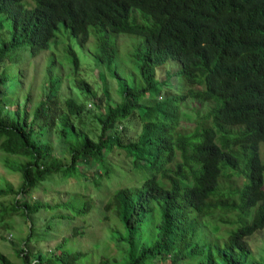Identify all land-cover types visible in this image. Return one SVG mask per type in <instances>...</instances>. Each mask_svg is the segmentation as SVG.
<instances>
[{
	"label": "trees",
	"instance_id": "16d2710c",
	"mask_svg": "<svg viewBox=\"0 0 264 264\" xmlns=\"http://www.w3.org/2000/svg\"><path fill=\"white\" fill-rule=\"evenodd\" d=\"M0 15L12 25L11 41L0 45V153L8 172L21 176L17 188L0 183V197L13 196L10 212L31 221L30 234L20 245L12 243L11 256L0 252V264H78L86 255L69 248L68 240L48 254L28 247L30 215L51 208L30 203L29 196L55 174L79 179L80 165L110 174L105 163L112 153L123 154L128 170L141 176L108 197L105 210L119 226L109 231L119 256L98 264H264V255L255 260L248 244L264 229V0H0ZM60 24L81 45L93 29L94 58L110 70L118 51L109 33L144 42L132 54L139 84L128 85L112 71L120 92L114 106L105 86L96 99L80 75L76 52L67 47L75 88L96 109L89 128L83 120L88 102L68 97L59 103L54 60L45 98L32 109L8 108L20 97L30 100L19 94V64L7 61L12 51L25 46L32 58L41 55ZM170 61L178 64L174 74L182 80L176 93L168 72L166 79L156 77ZM145 98L152 103L145 105ZM187 100L196 102L190 109L195 123H182ZM130 122L140 126L134 137L126 134ZM50 129L62 149L42 138ZM91 181L98 186V174ZM73 200L72 207L64 206L75 216L91 207ZM218 214L234 215L228 223L235 228L224 238H209L204 219Z\"/></svg>",
	"mask_w": 264,
	"mask_h": 264
},
{
	"label": "rangeland",
	"instance_id": "374dc122",
	"mask_svg": "<svg viewBox=\"0 0 264 264\" xmlns=\"http://www.w3.org/2000/svg\"><path fill=\"white\" fill-rule=\"evenodd\" d=\"M134 15H137L138 19L141 18V13L138 10L135 11ZM0 19L2 25L0 45H2L4 42L11 41L12 25L10 21L5 20L1 15ZM92 30L90 29L91 35L86 44L81 45L77 38L72 36L64 28L63 24H60L56 30L55 38L50 42L49 49L41 55L32 58L25 46L13 50L10 58L6 60L12 65L19 64L20 74L22 75L20 78V86L22 88L19 90V94H29L30 100L26 101L24 97H20L17 103L12 101L8 108L13 109L15 104H19V106L26 105L28 109H32L31 107L35 103L45 98L48 94L49 86L47 69L50 61L54 60L53 75H58L61 79L58 93L59 103L62 104L68 97H74L77 101L85 100V103L88 102L86 104L87 108L90 109V113L87 112L86 115L88 117H84L83 120L87 123L85 124L86 127L89 128L90 124L88 122L92 120L91 114L96 109L93 104H90L91 100L89 97L87 95V97L81 96L75 88L71 64L66 53L67 47H71L76 52L80 62V75L92 85L93 90L96 92V99L102 96V91L106 88L111 105L114 106L120 101L118 81L112 73L113 70H116L128 85L139 84L138 61L132 57V54L137 51L138 47L143 46L142 37L126 33H109L110 40L118 51L112 70H110L99 64L94 58L95 41ZM177 67L178 64L176 62L170 61L164 64L163 67L158 68L156 72L158 80L166 79L167 72L169 73V82L174 93H176L177 86L182 84L180 82L182 80L174 74ZM9 74L8 78L12 82L13 73L9 72ZM143 102L145 105L152 103L151 100L146 98ZM195 103L194 100H187L181 106L182 123L185 120L192 123L196 122L190 110L196 108ZM204 106L206 105L201 107V113L205 110ZM139 128L140 126L136 122L128 123L127 136H136ZM35 130L38 132L37 127ZM42 138L49 141L56 150L62 149L55 130L46 131ZM259 156L264 164L263 145H259ZM107 159L108 162L105 163V166L111 171L108 175L103 174L96 168V165H92V169L80 165L79 169L82 177L79 179L74 177L63 178L61 175L55 174L49 180L38 185L37 189L29 196V202H41L51 208L44 207L30 215L33 225V232L28 243L30 249L34 252L39 251L43 254H48L51 251H55L57 246L68 240L67 246L69 248L79 250L86 255L78 264H98L103 257L112 258L119 256V244L111 238L109 232L112 229L119 228V226L113 212L105 210V204L109 195L115 189L136 185L140 181L141 175L128 170L123 154L118 156L112 153ZM96 174L99 176L98 186L91 181L96 177ZM20 182V174L8 172L4 166V157L0 153V183H10L17 188ZM21 197H16L19 204L22 201L20 200ZM74 197H77L79 201H88L90 203L91 207L84 215L75 216L72 208L64 206L69 204L72 207L74 203H77L76 200H73ZM14 202L15 198L13 196L0 197V252L8 257L11 256L10 254L13 251L12 243L20 245L30 234L29 223L31 221L28 220L27 222V219L20 214V211L10 212V206ZM61 216L69 218H61ZM233 219H235V216L230 214H218L204 219V226L207 229L209 238L226 237L227 233L235 228L228 223V221H233ZM74 229L78 230L77 234H73ZM248 244L255 260L263 257L264 229L253 234L248 239Z\"/></svg>",
	"mask_w": 264,
	"mask_h": 264
}]
</instances>
